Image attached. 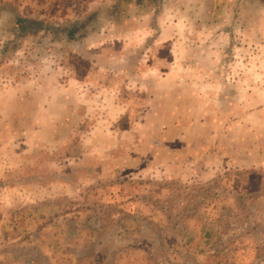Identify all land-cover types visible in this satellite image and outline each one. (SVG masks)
Here are the masks:
<instances>
[{"label":"rangeland","instance_id":"1","mask_svg":"<svg viewBox=\"0 0 264 264\" xmlns=\"http://www.w3.org/2000/svg\"><path fill=\"white\" fill-rule=\"evenodd\" d=\"M114 3L100 24L139 44L0 0V264H264V0ZM149 73L181 93L180 154L142 133Z\"/></svg>","mask_w":264,"mask_h":264},{"label":"crops","instance_id":"2","mask_svg":"<svg viewBox=\"0 0 264 264\" xmlns=\"http://www.w3.org/2000/svg\"><path fill=\"white\" fill-rule=\"evenodd\" d=\"M27 1L31 3V6L33 8L34 7L40 8L45 6L46 9L49 10L48 14L52 15L53 17L55 14H58V12L61 13L62 15L59 17V19H62L64 21H57V22L64 23L68 21L67 17H72L71 20H69L68 22L73 23L75 25H79L80 30H83L82 33H80V31L76 32L75 35L78 39L83 37L86 41H94V42L101 39L102 36L99 34L100 31H98L97 33L96 30L97 28H100L101 26L104 25L103 26L104 30L105 29L109 30V32L107 33L108 36H104L106 37L105 39L110 40L111 42L117 40L119 42H123V44L126 43V46H129V45L139 44L140 43L139 34L144 32L143 30L131 31L127 29V36L117 34V32L114 30L115 29L114 25L116 24V22L112 21L111 13H109L110 18H108L107 21L103 22L102 25L100 24L101 22L99 21V17H101V15H104V13L107 10L108 12H110V10L112 9L111 8L112 4L114 2L116 3V0H27ZM42 2H46V4L41 5ZM108 24L114 27L108 29L109 26ZM93 28H94L93 31L94 33L92 32ZM136 35L138 36V38L136 37ZM94 45H95L94 47L96 48L97 43H94ZM143 53L145 55L146 52L144 51ZM79 54H83V53L79 52ZM150 55L149 56L152 57V52ZM158 62L159 61L154 59V63H158ZM142 67L145 68L144 65H142ZM117 70L121 71L122 69H117ZM147 76L150 77V80L142 82V85H139V88H136L138 86H135L134 82L132 85L128 84L127 87V88L138 89V91L141 93L139 98H141V103H142L141 105H143L142 128H144V131L142 133H146L148 136L160 135L161 138L163 137L165 138L164 142H162V140L159 141L160 144L158 146L159 152L180 154L181 152H184V150H186V147H184L185 144H182L180 142H178L177 144L176 142L177 140L176 141L174 140V144L172 143H173V138H176L179 135H183V131L181 128V125L183 123L181 117L182 110L181 108H179V104L182 103L181 101L182 98H180L181 93L176 91L175 86L172 87L170 91H167L168 85L166 84L165 81L159 79L158 73H154L152 75L151 73H149V75ZM116 90H118V87L116 88ZM116 104H117L116 105L117 108L115 112V117H116V113L120 112L119 106L121 104L123 105L124 103L123 101L121 102L116 101ZM113 130L114 131H111L112 135L115 136L120 134L121 137H128V136H135L142 134L139 129H135L134 127L121 129L120 127H117L115 125V129ZM178 160L179 159H175L176 163ZM174 167L177 166L168 165L167 162H164L162 165L159 166L160 169H165L166 172H171L172 171L171 168ZM241 182L240 183L237 182V184H239L241 187H245L246 190H244V192L246 191L256 192L259 189L258 188L259 183L261 184V181H259L255 175L247 176L246 174ZM61 263L65 264V259H62Z\"/></svg>","mask_w":264,"mask_h":264},{"label":"trees","instance_id":"3","mask_svg":"<svg viewBox=\"0 0 264 264\" xmlns=\"http://www.w3.org/2000/svg\"><path fill=\"white\" fill-rule=\"evenodd\" d=\"M25 30H26V28H25Z\"/></svg>","mask_w":264,"mask_h":264}]
</instances>
